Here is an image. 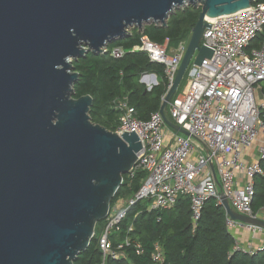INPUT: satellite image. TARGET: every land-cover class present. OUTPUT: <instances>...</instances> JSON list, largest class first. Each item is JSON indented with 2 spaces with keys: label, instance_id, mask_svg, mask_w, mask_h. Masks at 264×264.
Listing matches in <instances>:
<instances>
[{
  "label": "water",
  "instance_id": "95a60500",
  "mask_svg": "<svg viewBox=\"0 0 264 264\" xmlns=\"http://www.w3.org/2000/svg\"><path fill=\"white\" fill-rule=\"evenodd\" d=\"M252 2L0 0V264H74L138 162L135 130L119 134L93 122V97H75L72 60L102 53L131 27L165 26L177 9L201 8L161 107L166 124L188 134L166 111L196 51L198 65L213 55L201 44L208 19ZM183 44L168 43L165 53L179 54ZM221 204L232 219L264 228V219L235 211L227 197Z\"/></svg>",
  "mask_w": 264,
  "mask_h": 264
},
{
  "label": "built area",
  "instance_id": "2783aa9c",
  "mask_svg": "<svg viewBox=\"0 0 264 264\" xmlns=\"http://www.w3.org/2000/svg\"><path fill=\"white\" fill-rule=\"evenodd\" d=\"M209 24L211 27L205 29L201 44L214 49L213 55L201 65L192 59L183 94L174 97L166 111H169L170 120L188 134L169 127L161 110L144 120L127 96L113 101L121 113L116 132L135 130L142 143L138 162L130 172L133 175L135 169H142L148 174L133 197L121 207L111 208L99 235L103 264L110 255L125 256V246H134L138 253L143 251L142 244L130 235L117 248L111 240L129 209L139 201H150L149 209H168L176 204L180 194H185L191 198L195 226L206 200L211 197L221 204L225 196L235 211L261 218L262 209L255 214L252 200L255 177L264 173V121L261 118L264 108V2L253 0L251 6L215 17ZM260 34L263 35L259 45L252 46ZM168 43L169 40L157 43L143 34L140 46L151 61L164 66L166 93L174 84L188 40L174 56L165 53ZM106 51L105 47L103 52ZM124 53L122 47L111 50L116 58ZM140 79L148 90L159 84L155 72H144ZM227 223L233 234L237 228H248L254 234L264 230L234 220L228 214ZM237 248H241L240 245ZM152 257L157 264L164 262L159 243Z\"/></svg>",
  "mask_w": 264,
  "mask_h": 264
},
{
  "label": "trees",
  "instance_id": "16d2710c",
  "mask_svg": "<svg viewBox=\"0 0 264 264\" xmlns=\"http://www.w3.org/2000/svg\"><path fill=\"white\" fill-rule=\"evenodd\" d=\"M200 11L201 8L186 5L177 9L165 26L154 22L145 23L142 30L134 26L129 37L109 43L106 52H90L73 61V68L79 73L74 94L76 98L87 94L93 97L89 112L93 122L116 131L121 113L113 101L125 96L141 119L148 120L161 110L167 89L164 66L151 61L147 53L140 50L141 37L145 34L157 43L164 44L169 40V46H177L189 40ZM263 34L258 35L251 45L258 46ZM115 47L124 49L122 57L111 54ZM144 72H155L159 78V84L148 91L140 81ZM167 114L170 117L169 111ZM261 118L264 121V108ZM262 167L264 171V161ZM147 174L142 169H135L133 175L131 172L125 174L111 208L120 199L133 197ZM254 189L252 209L257 214L264 208V173L255 177ZM149 208L150 201L137 202L111 236L115 248L130 235L142 244L143 251L138 253L134 246H125V256L110 255L104 264H157L152 257L157 243L164 254L162 264H264V246L252 252L237 248L238 240L229 229L227 212L213 197L206 200L196 226L192 220L191 198L185 194H180L171 208ZM104 223L105 220L96 225V234L89 247L77 256L74 264H103L99 235Z\"/></svg>",
  "mask_w": 264,
  "mask_h": 264
},
{
  "label": "crops",
  "instance_id": "0c3cea01",
  "mask_svg": "<svg viewBox=\"0 0 264 264\" xmlns=\"http://www.w3.org/2000/svg\"><path fill=\"white\" fill-rule=\"evenodd\" d=\"M250 153H252V151H250ZM252 156H255L254 152ZM233 232L236 233L235 235L241 248L258 249L264 246V231L259 234H254L248 228H237Z\"/></svg>",
  "mask_w": 264,
  "mask_h": 264
},
{
  "label": "rangeland",
  "instance_id": "374dc122",
  "mask_svg": "<svg viewBox=\"0 0 264 264\" xmlns=\"http://www.w3.org/2000/svg\"><path fill=\"white\" fill-rule=\"evenodd\" d=\"M131 29H132V27L130 28V31H131ZM197 54H198V52L196 51V53L194 54V56H193V61H194V59L196 58V56H197ZM75 59H73L72 60V64H73V61H74ZM74 69V68H73ZM188 78V74L186 75V76H184V79L182 80V82H181V85H180V87H179V89H178V91L176 92V94H175V96L177 95V96H179V95H181V94H183V91H184V89H185V87H186V85H187V80L186 81H184L185 80V78ZM141 80V79H140ZM174 96V97H175ZM127 200H125V199H120L116 204H115V209H117L118 207H121L122 205H124L125 204V202H126ZM114 207H112V208H114ZM260 217L262 218V219H264V208H263V210L262 211H260ZM106 220V219H105ZM104 221V220H103ZM264 231V230H263ZM263 231H261V232H263ZM234 234H236L235 232H234Z\"/></svg>",
  "mask_w": 264,
  "mask_h": 264
},
{
  "label": "bare ground",
  "instance_id": "6f19581e",
  "mask_svg": "<svg viewBox=\"0 0 264 264\" xmlns=\"http://www.w3.org/2000/svg\"><path fill=\"white\" fill-rule=\"evenodd\" d=\"M213 18H209L208 21L212 20Z\"/></svg>",
  "mask_w": 264,
  "mask_h": 264
}]
</instances>
